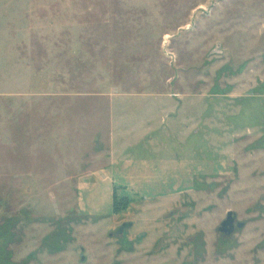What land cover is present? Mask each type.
Masks as SVG:
<instances>
[{"label": "rangeland", "instance_id": "1", "mask_svg": "<svg viewBox=\"0 0 264 264\" xmlns=\"http://www.w3.org/2000/svg\"><path fill=\"white\" fill-rule=\"evenodd\" d=\"M0 264H264V0H0Z\"/></svg>", "mask_w": 264, "mask_h": 264}, {"label": "flooded vegetation", "instance_id": "2", "mask_svg": "<svg viewBox=\"0 0 264 264\" xmlns=\"http://www.w3.org/2000/svg\"><path fill=\"white\" fill-rule=\"evenodd\" d=\"M233 227V220L232 218H227L224 222H222L221 224V227H220V231L223 233V234H227V231L229 229H231Z\"/></svg>", "mask_w": 264, "mask_h": 264}, {"label": "water", "instance_id": "3", "mask_svg": "<svg viewBox=\"0 0 264 264\" xmlns=\"http://www.w3.org/2000/svg\"><path fill=\"white\" fill-rule=\"evenodd\" d=\"M231 217V213H228V218H230Z\"/></svg>", "mask_w": 264, "mask_h": 264}]
</instances>
